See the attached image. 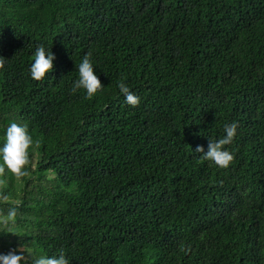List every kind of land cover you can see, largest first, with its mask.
<instances>
[{"label": "trees", "instance_id": "1", "mask_svg": "<svg viewBox=\"0 0 264 264\" xmlns=\"http://www.w3.org/2000/svg\"><path fill=\"white\" fill-rule=\"evenodd\" d=\"M0 264H264V0H0Z\"/></svg>", "mask_w": 264, "mask_h": 264}, {"label": "rangeland", "instance_id": "2", "mask_svg": "<svg viewBox=\"0 0 264 264\" xmlns=\"http://www.w3.org/2000/svg\"><path fill=\"white\" fill-rule=\"evenodd\" d=\"M35 159V158H34Z\"/></svg>", "mask_w": 264, "mask_h": 264}]
</instances>
